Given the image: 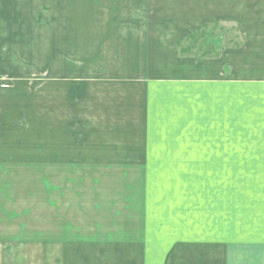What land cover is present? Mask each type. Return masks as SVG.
Returning a JSON list of instances; mask_svg holds the SVG:
<instances>
[{"label": "crops", "instance_id": "0c3cea01", "mask_svg": "<svg viewBox=\"0 0 264 264\" xmlns=\"http://www.w3.org/2000/svg\"><path fill=\"white\" fill-rule=\"evenodd\" d=\"M26 1L0 0V210H16V201L18 209L26 207L32 180L35 186L39 180L46 211L40 264H64L65 257L70 264H264V0H147L137 14L147 19L138 32L141 42L147 40L149 71L109 78L118 83L119 100L98 113L90 83L86 95L81 92L78 56L65 54L64 25H49L48 11L37 17L24 8ZM32 16L39 19L35 24ZM124 44L126 50L138 46ZM128 82L147 84V123L158 112L152 100L157 83L167 86L174 105L198 103L185 113L199 122L198 185L159 186L158 198L150 186L135 218L67 223L60 209L65 172L72 183L75 172L78 181L79 141H96L97 133L105 138L107 130H118L115 123L128 129ZM177 82L199 89L176 97L171 85ZM67 145L72 153L75 147V157L65 156ZM26 220L29 225L28 217L0 216V225L16 222L11 225L20 236L0 240L30 241Z\"/></svg>", "mask_w": 264, "mask_h": 264}, {"label": "rangeland", "instance_id": "374dc122", "mask_svg": "<svg viewBox=\"0 0 264 264\" xmlns=\"http://www.w3.org/2000/svg\"><path fill=\"white\" fill-rule=\"evenodd\" d=\"M146 1L30 0V5L28 1L25 3L24 8H31L37 17L39 11L47 10L49 25L52 21H56L58 25H64L65 54L69 57L78 56V64L74 61V71L76 73L79 71L80 83L83 85L81 92H84V95H86L88 83H90V91H95L97 113L100 108L115 105L113 102L119 100L118 83L110 81L109 78L119 73L142 74L149 71L146 63L151 60L146 59L148 51L144 49L143 44V42L146 44L147 40L142 38L141 42L139 37L141 33L138 32L147 26L145 23L147 19L141 17L142 12L137 14V10H143V6L147 4ZM32 17L35 24L34 22L39 19ZM167 22L168 19H164L161 25L157 23V29L160 31L161 26L167 25ZM162 36L163 34L159 35L160 39ZM127 40L136 41L137 48L133 46L132 50L129 48L126 50L124 43ZM163 52L160 48L159 62L164 60ZM121 56L122 61L124 56L128 57L127 64L120 62ZM155 68H160L161 72L165 71L163 67ZM94 76L97 79L96 82L88 81ZM157 84L161 87H156V94L154 93L152 100L155 101L154 108L158 112L152 115L154 117L151 121L149 120V123H147L146 114L150 98L146 97L144 92L142 93L147 90V84L128 82V110L131 113L127 123L128 129H123V123L121 125L115 123V129L118 130H107V137L101 138L97 133L96 141H79L78 181L74 172L72 183L70 172L65 170L69 177H66L65 172V193L62 207H60L65 222L69 223L75 217L80 218L81 223L84 224L91 217L96 219L135 218L139 205L143 203L146 207V196H151L147 195L150 192V186L153 188V198H158L162 196L159 194V189H167L168 185L170 189L174 184L177 186L198 185L199 122L194 119L196 114H185L190 110L193 111L195 107L198 108V103H191L187 109L182 104L174 105L168 102V99L172 98L168 97L167 86L162 87L163 83ZM195 84L177 82L171 85L174 87L171 90H176L177 97L178 93L182 95L184 90L199 89L198 84ZM194 101L198 102V98L196 100L194 98L192 102ZM173 109L177 114H172ZM141 118L144 123L141 122ZM141 125L143 128L140 129ZM99 138L104 140L100 141ZM240 143L247 144V141H240ZM243 148H246V145ZM73 150L72 153L71 145H67L64 148L65 156L75 157L77 153L75 147ZM36 181L37 186L32 180L31 195L26 196V207L22 205V208L18 209L20 205L16 201V204L12 206V208L15 206L16 210L8 211L4 210L5 208L0 210V216L11 219L31 218L29 225L26 220L25 227L26 231H29L27 233H30V241L0 240V264H40L41 257L38 252L40 218L43 213L46 216V211L41 208V203L45 200L43 195H40L39 180ZM21 185H24L23 181ZM53 196L56 198V195ZM27 197L31 199L30 209ZM55 198L53 201H56ZM58 199L60 201V197ZM49 210L48 217L55 216V212ZM12 223L0 225V239L20 237L14 234L19 227L11 225ZM87 228V225H81V230L84 231ZM28 248L31 249V255L28 253ZM70 260L65 257L64 264H70ZM72 260L78 261V259Z\"/></svg>", "mask_w": 264, "mask_h": 264}]
</instances>
